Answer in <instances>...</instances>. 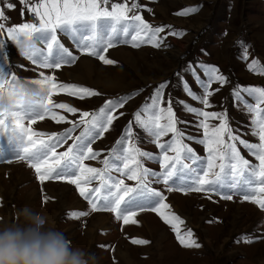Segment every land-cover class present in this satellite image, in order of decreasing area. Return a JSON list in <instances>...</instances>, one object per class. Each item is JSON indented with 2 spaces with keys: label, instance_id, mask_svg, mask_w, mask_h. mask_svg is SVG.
Listing matches in <instances>:
<instances>
[{
  "label": "rangeland",
  "instance_id": "1",
  "mask_svg": "<svg viewBox=\"0 0 264 264\" xmlns=\"http://www.w3.org/2000/svg\"><path fill=\"white\" fill-rule=\"evenodd\" d=\"M113 1L124 2L110 0V3ZM136 1L141 0H128V3L131 5ZM8 2L16 5L14 10L6 9ZM136 3L140 5L137 10L139 15L153 27L164 28V32L159 34L161 46L145 43L135 48L131 44L118 42L117 37L115 46L105 54L106 58L116 62L112 65L81 53L75 42L58 30L60 43L79 59L75 63L62 65L61 69H43L22 56L17 43L8 40L6 33L3 35L5 48L0 50V67L5 74L15 73L18 77L39 79V73L43 71L45 75H54L58 84L74 83L99 93L81 99L68 92L55 91L52 95L54 103H65L80 111L73 114L66 109L54 108V112L64 115L67 120L57 123L51 116H45L31 125L33 130L61 133L72 126L68 121L79 119L81 112H96L107 100L128 97L124 107L116 110L119 118L113 122L110 130L93 143L95 150H103L102 156L85 163L102 167L100 160L116 145L129 122L133 123L136 145L159 157L161 150L152 142L154 138L135 124L134 113L150 102L149 97L158 84L167 82L163 106H167L171 96L173 110L181 121L177 126L185 134L184 142L202 159L207 156L205 146L198 143L203 138V129L198 126L202 117L187 112L176 103L177 100L210 112L227 111L229 125L235 134L251 143H258V136L252 135L253 114L248 112L244 103H254L253 97L241 92L244 101H237L231 92L234 88L264 87V71L260 70L264 68V0H143ZM37 4L39 0H31L28 5H21L19 0H0V6H5L6 15L10 18L4 21L6 27L21 23L38 24L39 18L28 11L29 7ZM193 6H200L199 11L186 16L178 15L185 8ZM174 31H182L184 35H171ZM35 39L42 51L46 49L42 33L35 34ZM245 54L247 59H244ZM83 60L89 62L91 68L89 74L80 77ZM253 60L259 61L256 70L248 67ZM206 66H215L227 80L223 85L218 81L212 82L210 91L213 95L208 97L211 107L207 108L189 97L183 89L184 82H187L194 92L202 94L203 88L197 83L192 70L206 80ZM20 110L27 118H32L43 113L44 105H31ZM120 113L123 115L120 116ZM209 123L218 125L219 121L210 120ZM80 131L77 129L72 135H78ZM171 135L169 133L162 137L161 142L170 140ZM24 142L23 133L14 126L0 130V222L15 221L19 209L29 206L44 215L51 226L63 231L74 247L95 253L97 264H264V209L243 200V193L233 194L232 200H225L214 192L168 191L163 183H156V178L150 177V186L161 191L166 197L165 203L170 205L169 209L164 210L165 213H175L180 220L167 224L157 213L145 210L133 218L136 223L124 224L122 219L116 218L115 213L93 212L75 185L58 180L41 183L33 174L34 169H30V162L15 156ZM71 143L68 140L57 151H65ZM237 147L246 159L258 163L248 149L239 144ZM8 163H11V168ZM144 164L153 171H161L158 159L145 158ZM113 175L119 174L113 172ZM24 176L28 179L15 180ZM125 182L135 184L127 179ZM98 183L93 181L92 186ZM72 211L89 214L79 218L68 217ZM173 225L181 235L186 236L191 231L192 238L200 247L182 246L176 239ZM249 238L252 242H245ZM134 240H147L148 243H133Z\"/></svg>",
  "mask_w": 264,
  "mask_h": 264
},
{
  "label": "snow or ice",
  "instance_id": "2",
  "mask_svg": "<svg viewBox=\"0 0 264 264\" xmlns=\"http://www.w3.org/2000/svg\"><path fill=\"white\" fill-rule=\"evenodd\" d=\"M21 5L30 4L31 0H19ZM110 4V7H109ZM16 5L12 2L6 4V9L14 10ZM140 5L128 0L123 3L110 0H39V4L28 8V11L39 18L37 23H21L7 26L4 21L10 18L6 15L5 6H0V50L5 48L2 38L6 33L7 39L19 43L25 34L42 33L46 43V54L40 48L25 50L23 56L31 60L32 64H39L43 69H61L62 65L75 63L79 57L73 55L64 44L60 43L57 31L68 35L79 48L80 52L97 57L106 65L116 62L106 58V53L115 46L114 41L119 37L120 43L131 44L139 48L142 44H151L160 47L162 38L160 33L163 27H153L137 10ZM200 6L188 7L178 13L186 16L199 11ZM151 11V9H149ZM23 15V12L21 13ZM86 33V34H85ZM171 35L182 36V31H174ZM242 43V42H238ZM41 58H37V54ZM3 53V59H4ZM244 59H247L245 54ZM258 60H253L249 69L256 70ZM264 71V68L260 69ZM207 79L202 80L193 69L197 83L203 88L202 94L192 90L187 82L183 89L189 97L200 101L205 108L211 107L208 97L213 95L210 91L212 82L218 81L221 85L227 82L226 77L219 74L215 66L204 68ZM39 79L34 82L47 87V98L44 102L42 114L27 118L23 112L0 114V130L14 126L24 135V144L15 155L20 160L30 162L29 166L37 174L38 180L66 181L75 185L79 195L88 201L91 210L115 213L117 219L124 224L136 223L133 219L138 212L150 210L157 213L167 224L179 221L175 213L166 214L165 209L170 205L165 203L166 197L161 191L151 187L150 177H155L156 183H163L168 191H206L221 195L225 200H232L233 194L243 193V200L251 201L264 209V87L234 88L231 95L237 101H244L241 92L253 97L254 103L244 101L249 113H252V135L258 136V143H251L235 134L229 125L227 111L210 112L189 105L186 101L177 100L176 103L190 113L202 117L199 127L203 129V138L198 143L205 146L207 156L202 159L192 147L184 142L185 134L177 126L181 121L173 110V99L169 96L165 104L167 82L158 84L150 95L149 101L134 113V122L143 128L161 150L159 157L139 148L133 139V123L124 128L123 135L116 141V145L100 160L102 167L90 166L85 161H95L102 156L103 150H95L93 143L104 137L119 117L115 114L118 108H123L128 97L110 99L96 112L83 111L77 121H68L72 126L61 133H46L34 131L32 124L45 116L63 122L67 120L64 115H58L54 108L66 109L69 113L80 111L65 103H54L52 95L55 91L68 92L69 95L92 97L99 95L89 87L74 83H56L54 75L39 73ZM15 73L5 74L0 67V91L17 79ZM218 91V89H217ZM135 93L131 94L134 95ZM123 113H120L122 116ZM28 125L25 126V121ZM210 120H218V125L210 124ZM163 121V122H162ZM77 129L78 135L73 136ZM171 133V139L161 142V138ZM192 139V137H187ZM71 140L72 143L65 151L57 149ZM237 144L248 149L255 156L258 163L254 164L246 159ZM173 153L170 155L169 153ZM158 159L161 171L156 172L146 167L144 159ZM191 161V163H185ZM8 162H11L9 160ZM113 172L119 175H113ZM125 179L134 181L129 185ZM98 181L93 187L92 182ZM232 193V194H229ZM47 199V197L45 198ZM85 211H72L73 218L87 216ZM182 223V221H181ZM176 239L184 247H200L191 231L181 235L178 228L173 225ZM187 237V238H186ZM247 243L252 240L246 239ZM133 243L147 244V240H134Z\"/></svg>",
  "mask_w": 264,
  "mask_h": 264
},
{
  "label": "clouds",
  "instance_id": "3",
  "mask_svg": "<svg viewBox=\"0 0 264 264\" xmlns=\"http://www.w3.org/2000/svg\"><path fill=\"white\" fill-rule=\"evenodd\" d=\"M20 54L38 48L36 39L25 34L17 44ZM47 87L33 79L18 77L0 91V114L22 107L44 105ZM0 264H97L95 253L74 247L63 231L47 218L24 206L11 223L0 222Z\"/></svg>",
  "mask_w": 264,
  "mask_h": 264
},
{
  "label": "crops",
  "instance_id": "4",
  "mask_svg": "<svg viewBox=\"0 0 264 264\" xmlns=\"http://www.w3.org/2000/svg\"><path fill=\"white\" fill-rule=\"evenodd\" d=\"M141 1H143V0H141ZM141 1H136V2H141ZM113 2H115V1H113ZM109 6H110V4H109ZM3 38V37H2ZM5 41V40H4ZM37 45H38V47L40 46V44H38L37 43ZM40 49H41V46H40ZM44 50V53H45V51H46V49L44 48L43 49ZM37 57H40V54L38 53L37 54ZM2 64V62H0V65ZM39 131V130H38ZM41 131V130H40ZM9 134V133H8ZM8 167H10L11 168V163H8ZM30 169L32 170V168L30 167ZM32 172H33V174L35 175V176H37V174H36V172L34 171V170H32ZM31 175V174H30ZM8 178L10 179V181H11V172H9L8 173ZM21 178H24L23 180H27L28 178H25V176L24 177H20V178H17V179H15V180H19V179H21ZM45 182H54L53 180L52 181H45ZM55 182H57V181H55ZM68 217H71V216H68Z\"/></svg>",
  "mask_w": 264,
  "mask_h": 264
},
{
  "label": "bare ground",
  "instance_id": "5",
  "mask_svg": "<svg viewBox=\"0 0 264 264\" xmlns=\"http://www.w3.org/2000/svg\"><path fill=\"white\" fill-rule=\"evenodd\" d=\"M119 52V51H118ZM121 52V51H120ZM85 60V59H84ZM83 60V62H81L82 63V65H81V68L83 69V73H80V77L83 75L84 77H85V75H87V74H89V71L88 70H90V68L91 67H89V62H87V61H84Z\"/></svg>",
  "mask_w": 264,
  "mask_h": 264
}]
</instances>
